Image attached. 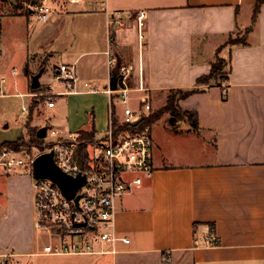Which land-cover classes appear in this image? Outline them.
I'll return each mask as SVG.
<instances>
[{"label": "crops", "instance_id": "crops-1", "mask_svg": "<svg viewBox=\"0 0 264 264\" xmlns=\"http://www.w3.org/2000/svg\"><path fill=\"white\" fill-rule=\"evenodd\" d=\"M255 2L106 0L102 4L81 0L66 6L59 0L45 24L29 11L9 16L25 19L26 24L31 14L37 19L35 25L24 28L22 74L16 67L10 70L15 94L9 96L27 97L29 106L32 100L45 97L33 109L39 110V116L44 111L55 112L59 101L108 95L67 94L56 70L61 64L68 65L79 80L108 88L114 74L107 65L109 52L133 68L127 81L128 103L138 104L137 109L145 95L148 102L154 96L159 109L170 90L195 87L196 80L209 73L217 53L228 58L230 72L226 83L201 87L204 91L179 101L181 110L197 114V132L172 115L151 125L153 172L132 193L114 202V231L129 243H105L94 247L93 253L46 254L44 247L59 240L33 230V176H25L24 186H19L15 175L26 170L0 171L6 183L5 189L0 186V261L264 264V4L246 35V44L223 47L229 35L246 32L251 26ZM139 14H144L141 27ZM207 43L212 44L209 52L204 51ZM38 88L39 92L33 91ZM112 97L104 106V121L102 114L98 118L92 110L73 133L93 127L96 137H103ZM49 101L53 107L47 106ZM29 112V108L27 113L21 110L26 115L22 128L0 144L27 136ZM39 116L34 113L30 123L37 131L47 128Z\"/></svg>", "mask_w": 264, "mask_h": 264}, {"label": "built area", "instance_id": "built-area-1", "mask_svg": "<svg viewBox=\"0 0 264 264\" xmlns=\"http://www.w3.org/2000/svg\"><path fill=\"white\" fill-rule=\"evenodd\" d=\"M38 20L45 24L53 15V6L59 0H30L24 3ZM104 4L106 0H97ZM81 0H64L63 5H77ZM119 13L116 14L118 16ZM144 14L138 15L143 20ZM121 26L122 22L113 21ZM107 65L117 69V76L122 84L118 89L99 88L94 82L81 81L75 71L68 65L61 64L56 70L57 79L64 85L67 94L106 93L115 95L121 104L120 117L123 123L132 124L140 116L150 112L148 96L140 98V107L133 110L128 106L129 89L127 81L133 71L132 66L122 65L117 58L108 53ZM4 79L0 78L1 85ZM142 90V88L140 87ZM109 102L108 128L103 137L89 147V159L85 165L75 157L77 133H67L58 129L46 128L43 138V150L32 156L15 149L0 153V171L13 172L17 169L30 171L34 159L47 152L53 153L57 167L71 177L84 178L83 185L72 198L65 197L59 187L49 179H34V227L46 231L49 236L57 238L56 245H46V254H84L93 253L94 247L105 243L114 245L117 241L129 243L126 237L116 234L113 227L114 202L117 198L132 193L149 178L153 172V139L150 128L137 132H125L114 137L111 120V103ZM53 107L54 102H47ZM27 113L26 108H22ZM38 150V149H37ZM33 176V175H32ZM78 197V200L76 198ZM208 243V242H207ZM103 252V251H99ZM0 264H4L0 261Z\"/></svg>", "mask_w": 264, "mask_h": 264}, {"label": "rangeland", "instance_id": "rangeland-1", "mask_svg": "<svg viewBox=\"0 0 264 264\" xmlns=\"http://www.w3.org/2000/svg\"><path fill=\"white\" fill-rule=\"evenodd\" d=\"M21 6H23V4ZM23 13H24L23 11L20 10L17 11L16 9L14 10L13 5L0 0V24L2 25V37H0V50L2 51L0 54V78L4 79V83L1 85V92H0V140L14 138L16 136L20 128H22L23 122L26 118V115L21 114V110L23 107L26 109L29 108V98L26 97L21 99V98H15L13 96H9L11 94H15L14 92L15 89L13 87L14 79L10 75V70L13 67H16L18 72L22 74L21 71L22 68L20 67V54L23 46L22 43L24 42V38H25L24 28H26V25H30V26L35 25L37 22L36 21L37 19L33 14L29 15L28 17L29 21L27 24L25 19L9 17V16H17ZM244 33L245 32H235L233 33L231 38L232 39L236 37L240 38V36H243ZM228 40H229V36L225 41V43L223 44V47L230 46V45L225 46ZM211 48H212V44L207 43L206 47L204 48V51L209 52L211 51ZM218 57L223 59V62L221 63L222 75H223L227 70L226 64L228 62V58L222 57L220 55H218ZM201 87H203V85L200 86V88ZM108 100H109L108 95L99 96V97H94V96L73 97L71 99H68L66 103L62 101L59 102L57 101L58 104L56 111L52 113H49L48 111H44L39 116V112H38L39 110L36 109V112L32 113V119L35 113V115L39 116L38 120H40V122L43 123L45 127H47L48 129L54 128L67 133H73L77 130V125L80 122V120L83 117L88 116V113L91 112L92 110L94 111L96 117L98 118L101 117L102 114V120L104 121V115H103L104 106L106 105ZM149 103H150L151 113L159 110L164 106L163 105L162 107L157 109L159 103L154 96L152 97L151 102L149 98ZM116 104L117 106H119L118 111L121 112V109L123 107L117 101ZM128 106H132L136 110H138L137 109L138 104L136 106V104L133 101L131 103H128ZM168 115L170 114L164 113L162 114L161 117H165ZM28 116L29 115H27V118ZM31 121L29 122V125ZM6 124L9 126L8 129H4V125ZM99 132L102 133L103 130H99ZM43 144H44V140L41 147L21 148L17 151H23L27 155L32 156V154H37L38 152L44 149ZM15 176L17 177V184L19 186L20 185L24 186L25 183L23 181L24 180L23 178H25V176L30 177L31 174L30 171H27L25 173H18ZM32 183H33V179H32ZM0 186L3 189L6 188L5 179H0ZM33 196H34V190H33ZM32 227L36 234L42 236H49V234L46 231L35 229L34 222Z\"/></svg>", "mask_w": 264, "mask_h": 264}, {"label": "trees", "instance_id": "trees-1", "mask_svg": "<svg viewBox=\"0 0 264 264\" xmlns=\"http://www.w3.org/2000/svg\"><path fill=\"white\" fill-rule=\"evenodd\" d=\"M30 0H24V3H29ZM21 3V4H19ZM23 2L18 1L16 5H13V9L23 11L24 13H28V9L25 8L24 4L21 6ZM264 4V0H256L253 8V15H252V22L251 26L246 30V32L243 34V36H240V38H234L232 39V35H229V40L226 42V45L234 46V45H245L246 44V35L248 31H250L255 24L258 12L261 8V6ZM1 27V24H0ZM232 41V42H231ZM218 54V53H217ZM223 62V59L219 58L218 55L215 56V59L211 62L210 65V71L207 75L200 76L196 80V86L193 88H182V89H172L169 91V94L167 95L165 105L160 108L159 110L151 113L149 112L148 115H146L143 120L136 126H132L130 123H123L121 121L120 117V111H118V106L115 101V95L112 97V101L110 103L111 105V120H112V130L114 137H118L120 134H123L125 132H137L144 128H150L151 125L159 119L162 114L167 113L172 115L174 118L183 120L189 125V129L192 131L197 132L198 131V117L195 112H187L181 110L179 107V101L184 100L188 98L189 96L199 93L201 91H204L205 88H200V86L203 85V87H207L211 84H218L222 85L226 83L228 80V75L230 72V66L229 61L227 62V70L222 75V66L221 63ZM122 84L119 80V76L111 74L110 75V88L115 90L121 87ZM34 92H39L40 88L33 90ZM222 92V99H226V92L225 88H221ZM45 97L39 98L38 100H32V103H30L29 106V116L27 118V121L25 123V129H26V135L27 136H21L19 139L15 141H6L0 144V153L3 150L7 149H15L19 150L21 148H32V147H41L43 143V139L39 138L37 136V130L34 128H31L29 125V122L32 119V113L33 108L37 105L39 101H43ZM120 118V119H119ZM96 141V132L93 127H91L88 130H81L78 133L77 137V147L75 151V157L76 159L83 165H85L89 159V147L90 145Z\"/></svg>", "mask_w": 264, "mask_h": 264}, {"label": "water", "instance_id": "water-1", "mask_svg": "<svg viewBox=\"0 0 264 264\" xmlns=\"http://www.w3.org/2000/svg\"><path fill=\"white\" fill-rule=\"evenodd\" d=\"M8 2L11 5H16L20 0H1ZM31 12V10L29 11ZM114 74H117V69L113 70ZM36 78H33V86H35ZM144 116H140L137 120L132 123V126L138 125ZM46 128H41L37 131L39 138H44ZM32 175L34 179H49L55 183L62 194L67 198H72L76 191L83 185L84 178L81 176L71 177L62 172L54 162L53 153L47 152L38 155L32 164ZM78 200V197L76 198Z\"/></svg>", "mask_w": 264, "mask_h": 264}]
</instances>
